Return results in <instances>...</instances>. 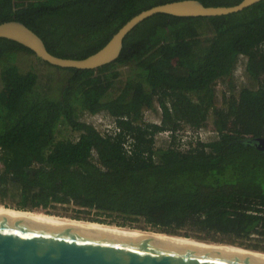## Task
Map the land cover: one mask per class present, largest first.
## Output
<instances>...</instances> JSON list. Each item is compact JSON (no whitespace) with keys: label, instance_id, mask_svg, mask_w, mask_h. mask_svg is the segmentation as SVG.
<instances>
[{"label":"trees","instance_id":"trees-1","mask_svg":"<svg viewBox=\"0 0 264 264\" xmlns=\"http://www.w3.org/2000/svg\"><path fill=\"white\" fill-rule=\"evenodd\" d=\"M176 1L182 0H0V24L20 22L50 54L82 60L134 16ZM196 1L231 7L242 0ZM19 51L33 55L0 38L4 207L13 197L10 209L18 211L71 206L142 220L169 235L191 230L231 244L264 240V154L249 144L264 138V0L215 17L155 14L124 37L108 65L62 69L38 59L54 68L45 83L32 70L3 64ZM155 105L159 124H142ZM84 113L108 114L121 132L102 137L80 120ZM60 126L77 140H56ZM184 126L210 128L215 139L181 151L176 133ZM161 132H170L166 147H156ZM127 136L130 155L123 148Z\"/></svg>","mask_w":264,"mask_h":264},{"label":"water","instance_id":"water-1","mask_svg":"<svg viewBox=\"0 0 264 264\" xmlns=\"http://www.w3.org/2000/svg\"><path fill=\"white\" fill-rule=\"evenodd\" d=\"M260 1L242 0L231 7H206L196 0L158 5L131 18L103 48L82 60L50 54L43 41L17 21L1 23L0 38L20 44L50 66L94 70L115 61L124 37L155 14L215 17L237 13ZM249 144L264 154V138L251 139ZM0 264H264V257L0 215Z\"/></svg>","mask_w":264,"mask_h":264},{"label":"rangeland","instance_id":"rangeland-1","mask_svg":"<svg viewBox=\"0 0 264 264\" xmlns=\"http://www.w3.org/2000/svg\"><path fill=\"white\" fill-rule=\"evenodd\" d=\"M7 58L8 59L5 60L3 64L7 63L6 65L16 66L20 68L21 72H27L30 70L36 72L39 76L40 83H45L48 76L52 74L51 72L54 69L52 67L42 64L38 60V58H36L35 56L26 54V52H23V51H19L17 52V54H10ZM1 68H2V65L0 64V71H1ZM120 70L122 72L125 71L124 68H121ZM243 74L244 72H243V67L241 63L240 65H238V67L236 68L234 72V76H235V79L238 85L244 82ZM56 75H59V73H57ZM216 88H217L218 97L220 98L223 88L220 85H218ZM80 120L81 121L84 120V117L82 118V115L80 116ZM159 122H160V110L157 106H156V111H152V110L144 111L142 122H141L142 124H148V123L159 124ZM77 136H78L77 133L73 132L70 128L66 126H60L58 128L56 140L74 141L77 138ZM176 136H177L176 142L180 143L179 149L181 151L187 150L189 143H192V145H194L196 141L207 143L215 139V134L210 128H202L199 130H194L187 126H184L180 130V132L176 133ZM169 137L170 136L168 135V133H164V132L162 134L158 133L155 136L156 147H166L170 141ZM5 202L9 206H11L9 208H13L12 206H14L17 203V199L11 197V198H8ZM0 206H4V205L0 203ZM36 211H42L43 213L45 212L48 215H55V216H59L63 218L65 217L68 219H75L79 221L82 220V221H88V222H94V223H99V222H95L91 220L98 219L100 221L105 222V223H100V224L117 226L120 228H126V229H131V230H139V231L156 232V233L165 234L158 230L152 229L151 227L146 225L142 220L129 221L117 215H113L110 217L97 216L94 213V211L77 212V210L71 206H58L55 209H49L47 211H43L40 209ZM184 235H187V238L198 239V240H202L206 242L222 243V244H225V245L227 244L229 246H233L237 248H244V249L264 253V240H258L256 238H252L248 240H241L240 242L231 244V243H228L227 240H223L222 238H219L218 236H214L213 234H204V233H199V232H195L191 230H181L174 236L185 237Z\"/></svg>","mask_w":264,"mask_h":264},{"label":"bare ground","instance_id":"bare-ground-1","mask_svg":"<svg viewBox=\"0 0 264 264\" xmlns=\"http://www.w3.org/2000/svg\"><path fill=\"white\" fill-rule=\"evenodd\" d=\"M0 215L23 217V218L30 219V220L44 221V222L56 223V224L67 225V226H75V227H81V228H90V229L102 230V231L136 236V237L144 236V237H149L150 239H161V240L173 241V242H184L190 245H196V246L208 247V248H216V249H226V250H230V251L241 253V254H248L251 256L264 257V253L252 251V250H248L244 248H237V247L229 246L227 244L225 245L222 243L206 242V241H202L198 239L167 235V234L156 233V232L131 230V229H126V228H120L117 226H110V225L82 221V220L79 221L75 219H68L65 217L63 218V217H57V216H52V215H46L43 212H25V211H18V210L4 207V206H0Z\"/></svg>","mask_w":264,"mask_h":264},{"label":"built area","instance_id":"built-area-1","mask_svg":"<svg viewBox=\"0 0 264 264\" xmlns=\"http://www.w3.org/2000/svg\"><path fill=\"white\" fill-rule=\"evenodd\" d=\"M83 117H84V120H82V122L91 126L102 137L114 138L116 135H118L121 132V129L118 126L116 119L109 116L106 113H97V114L84 113L82 115V118ZM162 133L163 132H161L159 134H162ZM164 133H168V135L170 136V132H164ZM214 134H216V133H214ZM75 140H77V138ZM123 148H124V151L126 152V154H128V155L131 154V152L133 150V141L129 136L126 137V140L123 143ZM3 154H4L3 149L0 147V168H1V164L3 162ZM92 157L94 159L97 158L95 151H92Z\"/></svg>","mask_w":264,"mask_h":264}]
</instances>
